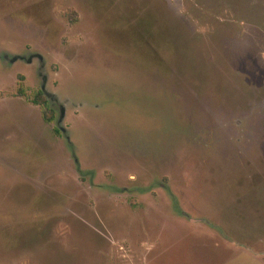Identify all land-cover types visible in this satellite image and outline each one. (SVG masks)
<instances>
[{
	"label": "rangeland",
	"instance_id": "1",
	"mask_svg": "<svg viewBox=\"0 0 264 264\" xmlns=\"http://www.w3.org/2000/svg\"><path fill=\"white\" fill-rule=\"evenodd\" d=\"M0 264H264V0H0Z\"/></svg>",
	"mask_w": 264,
	"mask_h": 264
},
{
	"label": "trees",
	"instance_id": "2",
	"mask_svg": "<svg viewBox=\"0 0 264 264\" xmlns=\"http://www.w3.org/2000/svg\"><path fill=\"white\" fill-rule=\"evenodd\" d=\"M32 103L37 104V105H45L46 104L45 99L43 98L42 92L38 91L36 93V96L34 97V99H32ZM44 120H45V122H50L51 121V115H49V116L44 115Z\"/></svg>",
	"mask_w": 264,
	"mask_h": 264
}]
</instances>
